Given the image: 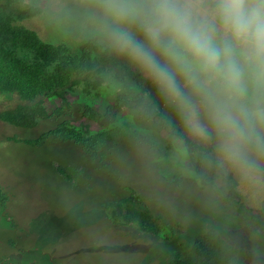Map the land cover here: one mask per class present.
Instances as JSON below:
<instances>
[{"label": "rangeland", "instance_id": "1", "mask_svg": "<svg viewBox=\"0 0 264 264\" xmlns=\"http://www.w3.org/2000/svg\"><path fill=\"white\" fill-rule=\"evenodd\" d=\"M23 1L43 9V0ZM22 24L51 43L74 45L89 37L43 10ZM49 126L44 121L25 129L0 120V184L9 195L4 207L0 203L1 264H166L162 258L168 250L166 241L104 215L106 203L130 191L160 222L185 225L184 233L199 230L207 215L228 211L211 189L192 181L188 161L173 137L129 133L105 158L60 139L50 138L37 146L24 141ZM96 128L95 123L90 126ZM170 141L177 154L165 150ZM58 164L82 169L80 176L66 180L56 169ZM238 189L250 206L264 204V193L254 195L239 185ZM230 240L244 249V264H264V241L250 226L240 224ZM5 255L9 263L3 262Z\"/></svg>", "mask_w": 264, "mask_h": 264}, {"label": "clouds", "instance_id": "2", "mask_svg": "<svg viewBox=\"0 0 264 264\" xmlns=\"http://www.w3.org/2000/svg\"><path fill=\"white\" fill-rule=\"evenodd\" d=\"M149 83L141 106L205 167L264 193V0H43Z\"/></svg>", "mask_w": 264, "mask_h": 264}, {"label": "trees", "instance_id": "3", "mask_svg": "<svg viewBox=\"0 0 264 264\" xmlns=\"http://www.w3.org/2000/svg\"><path fill=\"white\" fill-rule=\"evenodd\" d=\"M41 11L23 0H0V120L25 129L46 121L50 124L46 130L24 141L37 146L50 138L60 139L100 158L111 156L121 137L129 133L157 132L169 140L173 137L177 146L170 141L165 150L177 154V147L188 161L192 181L211 189L227 204L228 211L213 212L199 230L184 233L185 225L160 222L141 197L130 191L104 205L105 217L166 241L168 250L162 254L166 264H244V249L230 237L241 224L250 226L264 241V204L250 206L233 180L220 179L205 167L191 140L174 137L155 119L142 114L141 106L150 93L160 115L172 118L149 83L126 60L103 51L90 37L74 45L51 43L22 24ZM94 123L97 128L90 129ZM56 169L66 180L77 179L82 170L64 164ZM8 197L0 184V206L6 205ZM173 233L177 236L172 237ZM2 260L9 263V256Z\"/></svg>", "mask_w": 264, "mask_h": 264}]
</instances>
